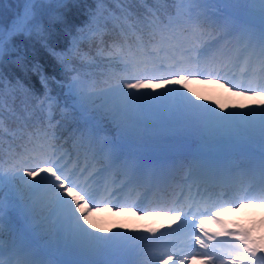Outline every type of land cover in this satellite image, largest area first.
Returning <instances> with one entry per match:
<instances>
[{
  "label": "snow or ice",
  "instance_id": "snow-or-ice-1",
  "mask_svg": "<svg viewBox=\"0 0 264 264\" xmlns=\"http://www.w3.org/2000/svg\"><path fill=\"white\" fill-rule=\"evenodd\" d=\"M93 3L0 0V119L7 114L15 123L0 129V264H114L113 237L101 235L112 230L92 219L100 207H135L114 202L123 187L110 184L114 169L130 186H145L141 195L175 182L178 170L190 191L235 173L251 177L246 187L208 195L202 212L179 197L145 210L171 213L169 235L185 233L189 248L199 246L195 253L171 242L157 250L148 243L158 239L150 228L152 236L130 238L136 258L118 264H187L197 255L204 264L264 261L257 256L264 245L247 232L208 235L204 221L197 223L204 215L216 220L213 210L264 203V0ZM36 43L54 58L52 73L27 59ZM241 60L233 83L229 74ZM29 72L39 90L26 82ZM213 77L258 106L218 112L188 88ZM217 235L235 237L232 251L216 250Z\"/></svg>",
  "mask_w": 264,
  "mask_h": 264
},
{
  "label": "rangeland",
  "instance_id": "rangeland-1",
  "mask_svg": "<svg viewBox=\"0 0 264 264\" xmlns=\"http://www.w3.org/2000/svg\"><path fill=\"white\" fill-rule=\"evenodd\" d=\"M229 79L237 81L241 79V73L239 76L233 74V71L229 74ZM224 83V81H221ZM171 87L177 88L181 92L187 93V89L183 85H173ZM188 88L194 91L197 96L203 97V102L207 103L210 107L215 108L218 112H239L241 109L238 107L240 104H244L247 107H257L256 101L250 97H239L233 95L232 92L228 91V86L221 87L220 84L215 82V78L208 79H196L192 80L188 84ZM151 91V90H149ZM157 91H165V89H157ZM235 91V89L233 90ZM190 95V93H188ZM215 102V103H213ZM217 105H224L223 109L218 108ZM247 107L243 111L247 110ZM58 155V154H57ZM195 197L192 201L197 200ZM143 204V202H134ZM156 206V205H155ZM111 205L107 208L100 207L97 211L92 214V219L97 222L100 226L105 229H111V232L101 233V235H107L113 237V242L116 248L111 256L112 260L121 259L126 260L132 256V245L136 243L135 239H142L146 236L152 235L147 230L150 228L157 229L156 233L163 234L170 231L171 227H175V224L169 216L163 215H146L145 210H138L136 207H132V211L117 212L115 209L109 210ZM197 210H203V206H197ZM216 220H213L210 216H198L197 221L203 220V228L208 235L218 234L224 230L230 233L245 231L248 233L249 238L256 244L264 245V203L261 204H245L238 208H232V211L225 212L219 211L215 215ZM219 221L217 223L216 221ZM197 222V223H198ZM191 223V222H190ZM115 233V235H113ZM155 233V234H156ZM217 237H221L218 236ZM168 238L174 239L168 241ZM161 244L171 242L176 250L183 249L185 252L195 253L199 246L193 243V247L189 248L188 237L185 233L177 236L165 235L161 238L153 240ZM169 244V243H168ZM215 245L216 250L220 253L230 252L232 248L228 244ZM169 247H167V251ZM200 251H203L202 249ZM257 256H264V252H258ZM7 257L5 256V259ZM227 259V257H225ZM264 261L257 260V264H264ZM187 264H204V260L200 256L190 258ZM219 264V262H217Z\"/></svg>",
  "mask_w": 264,
  "mask_h": 264
},
{
  "label": "trees",
  "instance_id": "trees-1",
  "mask_svg": "<svg viewBox=\"0 0 264 264\" xmlns=\"http://www.w3.org/2000/svg\"><path fill=\"white\" fill-rule=\"evenodd\" d=\"M8 2L11 3L12 0H8ZM138 2L142 3L143 0H138ZM83 6L84 7L91 6L92 8H95V4L93 3V0H83ZM112 6L115 7V4L112 3ZM79 19L83 20L84 19L83 15H81ZM68 39H70V37ZM60 43L63 46L65 44V41L61 40ZM26 56L27 59L32 62V64L38 65L41 69H43L47 73H52L53 66L55 65V60L46 49L40 46L39 43H36L35 47H33L30 44L26 50ZM56 74L59 75L58 66H56ZM25 80L29 84H35L36 88L39 90L38 78L33 72H29L27 76H25ZM50 88L54 96L59 94L60 89L54 82L50 84ZM14 128H15L14 121L10 117H8L7 114H5V116L2 119H0V129L10 131ZM6 144L7 141H5V146ZM67 147L72 148L71 141H69Z\"/></svg>",
  "mask_w": 264,
  "mask_h": 264
}]
</instances>
